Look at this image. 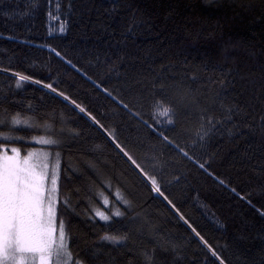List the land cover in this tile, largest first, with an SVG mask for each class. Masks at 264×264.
<instances>
[{
  "label": "trees",
  "instance_id": "1",
  "mask_svg": "<svg viewBox=\"0 0 264 264\" xmlns=\"http://www.w3.org/2000/svg\"><path fill=\"white\" fill-rule=\"evenodd\" d=\"M59 2L61 11H66L67 0ZM55 3L53 0V11ZM72 3L67 31L49 35L48 0H0V67L10 65L13 71L53 83L91 112L104 128L42 85L26 82L17 89L11 73L0 72V100L7 92L8 100L21 103H3L0 109L6 107L10 115L20 112L22 117H31L41 125L46 123L49 130L57 133L53 138L64 142V147L52 150L63 153L62 165L71 161L80 169L71 182L62 181L61 187V199L71 194L78 213L64 212L61 207L74 256L85 259L87 264H107L110 254L116 257L115 264H124L120 256L124 249L100 241L99 237L106 231L127 232L129 247L132 240L139 248L156 247V264H219L179 218L182 214L226 264H264V215L260 214L264 211V134L257 129L244 140L216 132L202 144L192 146L199 119L194 104L186 106L180 101L182 90L191 87L193 97L203 102L199 88L203 80L194 82L189 77L211 74L213 67L216 76L231 69L226 79L235 77L236 87L229 89V97L241 104L251 103L254 125L264 115V0H136L151 28L145 25L126 41L120 34L126 10L111 18L104 11L110 7L109 0ZM29 8L34 15L21 18L19 13ZM172 9L175 12L169 15ZM53 27L58 28V24L53 22ZM112 29L116 31L113 33ZM9 35L16 39H6ZM25 40L29 43L22 42ZM40 44H50L66 53L101 87L50 56L46 48L38 47ZM123 53L127 55L120 61L118 56ZM161 65L170 67L162 71ZM162 76L167 79L161 80ZM162 82L168 86L166 93L159 91ZM153 83L157 86L155 92ZM102 88H108L131 111ZM153 98L173 103L177 111L175 125L160 130L175 139L194 160L207 162V170L162 144L132 114L139 111L144 119H149L148 107ZM29 102L31 109L27 107ZM15 129L14 134L26 137L46 134L23 125ZM61 129L63 135H59ZM72 129L79 135H74ZM104 129L114 130L116 142ZM0 131L8 132L9 128L0 127ZM116 143L129 151L145 171L156 176L163 196L152 191L150 181L123 156ZM248 144L253 147L248 149ZM15 146L22 152L40 147L31 140L17 141ZM106 180H111V192L103 186L102 181ZM116 187L131 201V209L126 211L128 218H115L110 224L99 218L89 219L92 207L104 208L95 193L104 191L114 200L112 192ZM157 237L178 245L179 257L170 248L162 250ZM94 248L103 249L98 259L90 254ZM136 264H140L139 257Z\"/></svg>",
  "mask_w": 264,
  "mask_h": 264
},
{
  "label": "snow or ice",
  "instance_id": "2",
  "mask_svg": "<svg viewBox=\"0 0 264 264\" xmlns=\"http://www.w3.org/2000/svg\"><path fill=\"white\" fill-rule=\"evenodd\" d=\"M52 3L53 0H48L49 35H52L53 31L64 34L67 31L69 14L72 13L74 5L72 0H67V10L62 12L59 0H56L55 11L51 9ZM109 5L110 7L105 8L104 11L110 13L111 18H115V15L121 10H126V19L121 24L120 33L124 41L128 39L129 35L135 36L138 34L139 30L145 25L151 28L136 0H109ZM174 12L175 9L170 10L169 15ZM4 15H9V13L5 12ZM19 15L23 18L34 15V13L29 8L27 11L19 13ZM62 16L63 19L61 18ZM53 22L58 24V28L53 27ZM112 31L114 33L116 29H112ZM0 35H3V33H0ZM6 39L14 40L16 37L9 35ZM22 42L29 43L27 40ZM38 47L46 48L50 56L59 58L66 65L81 72L96 87H101L97 81L92 80V77L88 76L87 72H83L82 69L78 68L71 59L67 58L66 53L58 50L57 47H53L50 44H40ZM126 55V53H123L118 56V59L123 61ZM132 59L135 58L133 57ZM113 67H116V65H113ZM166 67L170 66L161 65V70L163 71ZM204 67L207 68V63H205ZM231 71V69H228L227 72L216 76V69L213 67L211 74H206L203 77L195 75L189 77L194 82L203 80V83L199 85L202 103L200 99L193 97L191 87L182 90L180 101L184 102L186 106L194 104L195 112L199 119V126L195 130V138L191 140L192 146L197 143L202 144L206 138L216 132L221 135L226 132L230 138L240 137L244 140H247L248 136L254 134L257 129L264 134V115H261L259 121L254 125L252 122L255 120L252 115L254 108L251 103L241 104L236 101L235 97H229V89L236 87L235 77L226 79ZM0 72L11 73L15 79V87L17 89L22 88L26 82L42 85L52 93L62 97L65 101H69L80 113L86 114L93 123L104 128V125L91 112H88L84 106L71 99L63 91H60L58 87H54L53 83H45L44 80L34 79L31 75L13 71L10 65L8 67H0ZM164 79H167V76L161 77V80ZM167 87L163 82L158 86L159 91L162 93L167 92ZM152 88L153 92L157 90L155 83H153ZM102 91L113 100H117L124 109L131 111L129 105L113 96L108 88H102ZM3 97L4 99L0 100V104L21 103V101L15 99L8 100L7 92L3 93ZM262 103H264V99H262ZM27 107L29 109L32 108L31 102L28 103ZM132 114L150 129L162 144L170 146L182 156L194 160V157L190 156L184 147L176 143L175 139H170L164 131L160 130L168 125L174 126L176 123L177 111L173 103L153 98L148 107L147 114L149 119H144L139 111ZM150 120L152 121L151 123L149 122ZM18 125H23L30 131L43 130L46 134L40 137H26L14 134L16 131L15 126ZM0 127L9 128L8 132L0 131V264H87L85 259L74 256L69 244L72 237L61 215V207L64 212L76 213V209L71 202V194H65L64 198L61 199V187L62 181L71 182L73 176L80 171L71 161L66 165H62L63 153L61 151L53 153V149L64 147V142L53 138L57 133L55 130H49L46 123L41 125L31 117H22L20 112L10 115L9 109L6 107L0 109ZM104 130L112 141L116 142L114 130ZM70 131L74 135H79L74 129ZM63 132L64 130L61 129L59 135H63ZM29 140L35 141L40 147L25 149L23 151L26 154H22V149L15 146V142ZM115 146L139 170L140 174L147 181H150L152 191L163 196L156 176L150 175L149 172L145 171L129 151L125 150L119 143H116ZM152 147L154 148L155 145H152ZM252 147L251 144L247 145L248 149ZM245 155H248L247 151ZM194 162L201 169L207 170L205 168V163L207 162L200 163L198 160H194ZM89 166L94 167V165ZM175 179L178 180L179 178L176 177ZM102 183L104 188L110 192L112 191L111 180L102 181ZM220 183H223V181H220ZM232 191L235 192V189H232ZM76 194H79V189H76ZM95 195L104 208L92 207L90 209L92 215L89 219L95 221L96 218H99L100 221L110 224L115 218H128L126 211L131 209V201L125 198L119 187H116L115 191L112 192L114 200L106 195L104 191H97ZM164 199L175 209V205L167 196H164ZM248 203L251 204V201L249 200ZM121 206H123L124 210H122ZM260 214L264 215V211L260 212ZM179 218L199 238L200 242L219 264H226L220 254L208 244L207 240L196 228L192 227L182 214ZM132 219H135V217ZM99 239L100 241H106L112 245L122 247L124 250L120 253V256L123 258L124 264H136L137 257L140 259V264H156V247L139 248L134 240L131 241L132 246L129 247L130 236L127 232L113 234L106 231ZM157 239L158 246L162 250L167 251L170 248L179 257L178 245L171 241L163 240V238L157 237ZM90 254L93 259H98L103 254V249L94 248ZM115 260L116 257H112L109 254L107 264H115Z\"/></svg>",
  "mask_w": 264,
  "mask_h": 264
},
{
  "label": "rangeland",
  "instance_id": "3",
  "mask_svg": "<svg viewBox=\"0 0 264 264\" xmlns=\"http://www.w3.org/2000/svg\"><path fill=\"white\" fill-rule=\"evenodd\" d=\"M41 136H44V135H41ZM36 137H40V136L39 135H36ZM33 142H35V141H33ZM22 154H26V152L24 151V152H22ZM53 162H54V157H53Z\"/></svg>",
  "mask_w": 264,
  "mask_h": 264
}]
</instances>
